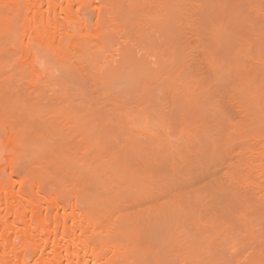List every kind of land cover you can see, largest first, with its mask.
I'll return each instance as SVG.
<instances>
[{
	"label": "bare ground",
	"instance_id": "1",
	"mask_svg": "<svg viewBox=\"0 0 264 264\" xmlns=\"http://www.w3.org/2000/svg\"><path fill=\"white\" fill-rule=\"evenodd\" d=\"M168 1L166 22L183 16L187 21L194 20V25L190 21L188 25L195 28L196 52L202 67L191 62L195 45L185 40L180 25L173 28L165 22L174 42L169 38L170 46L163 53L168 54L175 68L186 65L185 78L178 74L170 78L165 101L153 104L155 100L150 97L147 109L133 115L134 126L146 128V133L164 134L165 112L183 119V126L179 132L181 144L172 147L173 158L159 160L153 166L131 147L116 153L101 147L94 153L92 148L103 139L94 127L91 134L77 129L86 113L75 108L70 94L54 87L56 99L50 102L38 94L43 78L56 85L59 76H67L71 69L82 76L83 60L98 46L101 27L105 23L114 26L115 14L122 13L120 26L125 36L150 37L154 25L148 6L142 0H129V5L102 0L101 5L94 6L96 18L91 27L85 21L88 14L82 12L87 0H0V135L6 134L0 139V173L9 171L10 179L0 176V264H118L115 259L119 254L144 253L155 234L166 235L174 226L175 230L197 234L207 219L192 208L190 198L177 195L163 200L155 196L152 177H166L169 171L177 173L174 165L184 164L194 175L197 191L209 196L223 191H213L218 182L236 181L237 176L233 175V181L230 174L235 168L229 173L224 171L226 177L229 174L227 178L231 175L227 181L221 178L220 183L216 178L222 168H217L219 172L213 170V157L225 151L215 132L213 135V123L242 127L250 123L252 110L262 105L264 23H260L262 18L257 19V12L264 11V0H188L189 5L183 3L185 0H175L188 5L175 8L169 6L175 2ZM129 13L134 20L128 18ZM194 14L195 19H191ZM22 44L28 50L42 48L46 56L38 62L35 54L28 57L17 50ZM141 76L146 82L150 80L149 74ZM14 84H20L22 90L16 91ZM229 103L241 108L240 124L231 121L235 113L228 114L230 119L221 114L220 109ZM66 110L70 113L65 115ZM193 139L200 140V144H192ZM126 142L131 146L134 143L129 137ZM32 146L37 151L32 152ZM107 163L116 164L112 172L121 183L117 188L108 183L112 172L106 168ZM15 175L16 179L12 177ZM125 188H133L137 194H129ZM68 193L69 200L64 198ZM229 193H221L220 199L231 201ZM82 196L87 197L86 203H79ZM207 217L213 222V212ZM254 233L251 236H256ZM212 245L213 231L207 246ZM257 257L248 261L264 264L262 257Z\"/></svg>",
	"mask_w": 264,
	"mask_h": 264
},
{
	"label": "rangeland",
	"instance_id": "2",
	"mask_svg": "<svg viewBox=\"0 0 264 264\" xmlns=\"http://www.w3.org/2000/svg\"><path fill=\"white\" fill-rule=\"evenodd\" d=\"M87 1V6L90 7H83L82 12L83 14L85 13V16L88 14L85 21L89 24L88 26L92 27L96 18L95 7L101 5L100 2L102 3V0ZM115 1L122 5H129L130 3L129 0ZM142 1L152 12L153 20L151 21L154 26L151 27L150 32H152V34L149 33L150 37L125 36L124 32L126 31L124 27L120 26L122 13L115 14L112 19L114 20V26L115 24L116 26L111 28L109 24L105 23L101 27L99 37H97L99 38L97 47L101 46L103 49L97 47L93 48L83 60L84 70H80L82 76H78L76 72L71 69L68 71L69 74L67 76H59L56 85L52 84L46 78H43L44 80H42L39 86L38 94L43 95L49 102L56 99L54 87H58V89L62 88L63 92H66L67 95L70 94L71 98L75 100V108H81L83 112L86 113H84L85 117L81 120V123L78 124L77 129L80 133L91 134L92 128L94 127L96 133L101 137L100 139H103L102 143L99 142L98 146L92 148L94 153L101 151V147L106 148L107 151L112 153L122 151L123 147L125 149L131 147L138 155L148 158L150 163L155 166L159 160L173 158L174 153L172 147L175 144H181L179 132L183 126V119L173 117L165 112L164 115H162L166 123L165 133L162 134V131L146 133V128H137L134 126L135 122L133 115L147 109L150 104V97L155 100L153 104L156 103L159 105L163 103L165 101L164 94L167 88L166 82L170 78L177 77L175 76L176 74L179 76L181 75V79L185 78L186 65L182 64L175 68L168 54L163 53V50L168 46V41L172 38L170 37L172 36V32H167V24H171L170 27L173 28L180 25L179 27L182 31V35L187 38L185 40H187L188 43L191 42V45L196 46H194L195 50H192L193 53H191V59H195L191 62H197L199 65L200 61L199 52H196L199 50L195 44V28L192 26L194 25V20L193 22L189 20L190 23H192V25L190 24L191 26L188 25L189 21H187L188 19L185 16L176 18L175 22L171 18L173 24L172 22L170 23L171 20L166 22V12L164 11L168 0ZM187 1L188 0L182 2L190 4V2ZM171 2H175V0H171ZM180 2H175L173 4L169 2V6L175 8L177 6L186 5L180 4ZM91 6L95 7L92 8ZM194 12L195 11H193V13ZM262 12H257V15L259 14L257 19H259V17L260 19L262 18L260 23L263 24L264 11ZM195 14L191 19H195ZM255 15L254 18L256 17ZM127 16L130 20L133 18L135 19L132 13H129ZM173 28H171L170 31H172ZM95 40L96 38L94 41ZM172 42L174 41L172 40ZM16 48L20 53L27 54L28 57L35 54L34 58L36 60L46 56L45 50L37 46L32 50H28L24 44ZM43 59L44 58H42V60ZM37 61L39 62L40 60ZM185 63L189 66L190 61L188 62L187 59ZM200 66L201 65H199V68L202 67ZM144 74L150 75L149 81L146 82L142 79L141 75ZM20 86V84L15 85L16 91L22 90L23 87ZM262 96L264 97V94L261 95V97ZM263 99L264 98H261L264 102ZM262 101H260L262 105H259L262 108L259 106H257L256 110L254 108V112L256 111L255 113L252 110V114L260 116L254 115L253 117V115L250 114L251 116H249V118L251 119H249V121L251 124H244L245 127L242 126L244 128H242L239 123V121L242 120L241 118H243L240 117L243 116V112L241 113L242 110L236 103H231L232 105L229 103L230 105H225L226 108L223 106L220 110L221 114L224 112L225 118L228 117V119H230V115L228 116V114L235 113V118L231 115L234 118L232 119L231 117V121L240 124L238 127H236L237 124L235 125L234 123H232V125L231 123H229V125L218 124L216 127L214 125L215 123H213V135L215 132L220 143L224 145L223 148L226 152L220 157L216 155L213 157V167L216 168V170H213L217 171L219 168H222L220 176H218L217 173L216 178L219 181L221 178L227 181L231 178V175L232 180L234 179L233 175L237 176H235L236 181L233 180L235 181L233 184L228 181V183L226 182L225 184V182L221 180L223 183L219 184L218 182V185H215L213 191L220 192L219 190H223L218 193L219 196L221 193L226 194L231 192L232 194L229 193L231 201L228 200L232 204H229L227 199V201H225V198L221 200V196L218 200V194L214 195L213 193V195L209 196V193H207L202 195L197 191V186L194 185V180L192 179L194 176L193 173H191L190 170L187 171L184 164L174 165L177 173L169 171L166 177H152L150 179L151 189L155 196L163 198V200L177 195L184 199L190 198L192 208L201 212L207 218L206 221L199 226V233L195 234L190 231L185 233V230L180 228L183 230V232H181V230H175L174 226L166 235L160 236L159 234H155L152 236L144 253L133 255L119 254L115 262L118 264H252V261L251 263L248 261L249 258L252 259V256H255V258L258 256V259L262 257L260 261L264 263V103ZM227 106L229 109H227ZM232 106L236 109L232 110ZM68 113L70 112L66 110L65 115ZM255 117H258V119L256 118L254 122ZM235 119H238V121ZM258 121L260 122L258 123ZM97 130H99V132ZM156 134L162 135L158 137ZM4 135L6 134H1L0 139ZM127 137L134 141L132 146L127 142L125 143ZM167 138L168 140H165ZM215 139H213L214 143L217 140ZM192 141H195V143H192ZM192 141L190 142L194 145L200 144V140L197 142L196 139H193ZM168 143L171 145H168ZM184 143L186 145L189 144L187 141ZM124 145L127 146L125 147ZM31 148L32 152L37 151L36 147L34 148V146H32ZM213 148H216L214 144ZM223 148L220 149L223 150ZM214 150L215 149H213V151ZM215 152V154H217L218 151ZM227 153L229 154L227 155ZM225 156L227 157L225 158ZM216 158L222 161L219 163V160ZM111 164L112 163H107L106 168L110 169L112 172L115 170L116 164ZM123 165L121 167H123ZM219 165L220 167H218ZM126 166H128V164L124 165V167ZM223 168L225 170H223ZM231 168H235L231 170L232 172L236 171L235 173H230V177L227 178L229 176L228 173L231 172ZM226 169L228 170V173L226 172V175H228L227 177L224 174ZM122 170H124V168ZM169 170L172 169L169 168ZM8 172L9 171L0 173V176L10 180ZM12 177L16 179L17 175ZM117 180L116 172H112L108 183L111 187L117 188V184H121L118 182L119 180ZM224 187L227 190H225ZM125 190L129 194H137V190L133 188H125ZM229 194L226 196H229ZM64 198L69 200L70 194L68 193ZM86 199V196L85 198L83 197L80 199L81 202L79 201V203H86ZM229 206L232 207L230 208ZM212 212L213 222L207 217V215H211ZM176 227L178 226L176 225ZM212 231L213 245L211 248H208V240L212 235ZM252 232H255L256 234L254 233V235L256 236H251ZM14 237L12 236L13 239ZM253 237H255L254 240ZM260 237L263 238V240H259ZM257 239L262 244L254 242L255 240L258 241ZM164 241H166L167 244L163 243ZM179 246H183V248L180 249Z\"/></svg>",
	"mask_w": 264,
	"mask_h": 264
}]
</instances>
